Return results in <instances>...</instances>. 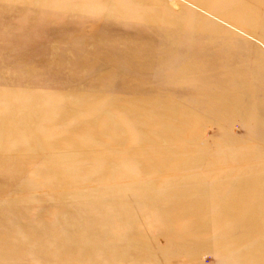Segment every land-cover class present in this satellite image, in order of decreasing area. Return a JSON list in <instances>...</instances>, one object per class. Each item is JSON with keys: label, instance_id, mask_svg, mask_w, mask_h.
Instances as JSON below:
<instances>
[{"label": "rangeland", "instance_id": "1", "mask_svg": "<svg viewBox=\"0 0 264 264\" xmlns=\"http://www.w3.org/2000/svg\"><path fill=\"white\" fill-rule=\"evenodd\" d=\"M195 16L234 34L229 43L237 41V56L247 58L244 47L257 49L247 63L261 68L257 76L252 70L251 85L262 90L264 41L196 0H0V264H252L258 258L240 233L264 240V177L253 169L237 187L242 174L229 165L264 168V140L254 143L237 117L227 119L222 129L250 146H240L247 156H226L218 150V124L195 111L188 91L198 78L188 76V67L205 61V47H212L209 32L194 30ZM145 45L179 52L166 67L139 58L132 68L129 52ZM255 99L264 124V100ZM127 101L135 105L126 108ZM88 102L92 107L76 110ZM126 109L148 121L128 122ZM170 111L177 119L168 118ZM121 116L124 146L110 136L94 139L101 130L85 126L107 119L105 132L111 131ZM158 118L187 133L162 142ZM158 142L172 153L160 154ZM255 149L257 159L249 156ZM241 207L256 214L255 225L239 222Z\"/></svg>", "mask_w": 264, "mask_h": 264}, {"label": "bare ground", "instance_id": "2", "mask_svg": "<svg viewBox=\"0 0 264 264\" xmlns=\"http://www.w3.org/2000/svg\"><path fill=\"white\" fill-rule=\"evenodd\" d=\"M196 1L201 6V8L207 10L208 12H212L219 19H222L223 21H225L226 23L232 26L238 27L242 30L252 33L264 41V0H196ZM249 2H253V4H255V7H251ZM192 26L194 30L198 31V33H201V31L203 30L209 32L210 36L208 37V39L212 45V47H208V49L207 47H205L206 48L205 50H207V52L209 50L210 52V53L208 52L209 56L206 59H204L205 61H200L201 63H197L195 61L194 65L188 67V76H194V78H198L193 84H191L192 85L190 88L191 91H188L196 99V101H194L195 111L203 112V114H205L204 120L205 118L207 119L210 118V120L212 119L211 122L218 124L219 130L222 131V134L220 133L218 137L219 139L218 150L220 152L224 151L226 153V156H247L246 155L247 152L244 149H240L241 145L244 146V144H247V142L244 143L245 139L240 141L233 138V136H231L230 134H227L222 129V123L220 124V122L224 121L223 123L225 124L226 123L225 120L227 119L230 120V118L232 120V117H237L242 122L243 128H245V130L247 131V135L249 136L247 139L252 140L254 143H259L262 140H264V124L261 122L262 114L258 111L259 109L253 108L255 106L254 104L256 103L255 97L257 95H261L262 99L264 100V91H263L264 88L261 90L259 84H257L258 86V88L256 87L257 90L256 89L253 90V87L251 85L254 84L253 78L255 79V81L257 79L253 76L252 70L254 74L257 76L256 71H259L261 68L258 65L247 63L248 54L251 55V53H257V49L253 48L251 50H247L244 47L242 53H247V58L244 59L240 56H237V51L234 47L237 45L236 43L237 41L234 43V45L233 43H229V42H234L232 41L233 38L235 39L237 38L231 32H228L227 30L223 29L220 26L217 28L210 26V23L200 16H195L193 18ZM207 26H209L210 29H206ZM178 27L182 28L183 26L180 27L178 25ZM202 51L203 50H200V53ZM178 52L179 49L175 48L174 46L166 47L164 49H161L160 51L150 48L149 45H145L143 47L139 46L138 48H134L131 52H129V56H128L130 60L129 64L132 68H134L135 64L139 65L137 63L139 62L137 61V59L140 60L139 58L142 59L147 58L148 62L152 64H153L152 60L153 61L156 60L158 67L160 66L166 67V63L171 65L170 58H174V56H176ZM196 56H199V53L196 52ZM190 57L194 58L195 57L194 53H192ZM226 58L227 61L223 62L222 60ZM203 62L206 65H203L202 64ZM244 65H247L249 69H246ZM169 67L170 66H168L167 68ZM168 70L169 71L167 72L166 75L171 76L172 74H174L173 69L169 68ZM203 74L208 75V78L207 79L201 78L200 75ZM128 88H130L129 94L134 96L135 94L134 92H132L131 87L127 86V89ZM246 95L249 97L248 100H244V97ZM222 102L229 103V105L223 106ZM262 103L264 107V102ZM131 104H134V102L127 101L125 103L126 108H132L130 107ZM139 104L141 105L140 102H137V105ZM159 104L160 103H158V105L156 106L161 107V104L160 105ZM75 107H77L76 110L79 111L84 108L92 107V103L88 102L87 104H81L80 106H75ZM133 109H136V107ZM127 110H129L128 111L129 113H126L129 116L128 122L130 121L135 122L134 125H136L148 121V119H146L145 116L138 118L137 115L139 114L135 115L134 112H132V110L130 109H126L125 111ZM173 112L170 111V113L168 114V118L177 119L175 115H173ZM212 112L215 113L214 118L212 117ZM217 113L219 114V116L216 115ZM190 117L191 115L187 113L184 117L180 118L179 121L182 120L184 121L186 120V118L189 119ZM58 119H56L57 122ZM105 121L103 120L104 123L103 125H101L102 123L97 124L96 122H89L86 123L85 126L94 129L97 126L96 130L98 129L101 130L102 133H98L97 131H94L92 133L94 139H100L103 142H105L107 140L105 136H110L111 139L113 140L112 141L113 144L115 143V145L117 146H124L125 144L123 143L125 142V136L121 133V130H123L125 126L124 122H126L124 121V117L121 116L119 119V124H120L119 128L113 127L111 128V131H109L110 130L109 128V130L106 132L105 130L108 129V125L107 122ZM155 121L157 122L158 127H160L161 129L159 131V135H161L162 139L164 140L162 142H166V143L174 142L178 140V138L182 137L181 134L184 131H180L181 125L178 124L172 125L171 123L163 122L161 118L155 119ZM250 121L253 124L252 126H249ZM53 127H55V124L49 126L48 128H53ZM79 127H82V124L76 126V128ZM162 128L164 130L166 129L165 131L166 135H163L164 130ZM145 132L146 130L144 129V127H141L140 135H145ZM189 132L190 131L188 130V133ZM184 133H187V131H185ZM160 143L158 142L155 144V146H158V148H160L157 149L159 150L158 152L160 154L172 153V149L169 148L170 146L167 145L164 147L162 146L163 144ZM128 151L133 154L135 153L136 155L139 156L138 150L133 151L131 149ZM174 151L176 152V150ZM260 152H261L260 150L255 149L252 151V154L249 156H254L257 159V157L260 155ZM256 159H252L249 162H254V163L259 162V160ZM245 164L246 163L241 162V163L229 165L233 170L236 171L238 170V172L240 171L239 174H242L243 178L240 179L238 182H236L237 187L240 186L243 188L245 186V184L244 185L242 184V181L245 177L248 176L246 172L249 173L253 169L256 170L255 174L260 173L259 176L264 177V174H262L264 173L263 167L244 168ZM160 165L161 164L157 166L160 168L162 167ZM262 187L264 188V186ZM241 208L242 210H240L238 214H241V217L243 216L244 220L243 219L239 220V222L243 226H245L247 224L246 222L248 221L250 223L254 222L253 225H255L256 223L255 218L257 217L256 214H253V211L250 212V210L249 211L245 210L246 208L244 207ZM247 226H249V223L246 225V227ZM240 234L242 237H244L240 239V241L242 243L251 245L252 249L251 251H249L250 254L253 255L255 258L256 256L258 257L256 259H253L252 264H264V240H259L260 235H257L258 233L255 234V237L253 236L249 237L247 236V234L242 233V231ZM238 237L240 238V236ZM233 238L231 239L234 240ZM259 256H261L262 258H260Z\"/></svg>", "mask_w": 264, "mask_h": 264}]
</instances>
